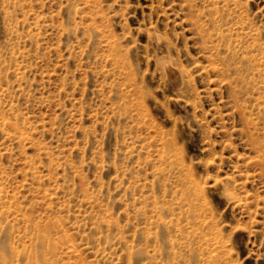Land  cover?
Here are the masks:
<instances>
[{"label": "rangeland", "instance_id": "1", "mask_svg": "<svg viewBox=\"0 0 264 264\" xmlns=\"http://www.w3.org/2000/svg\"><path fill=\"white\" fill-rule=\"evenodd\" d=\"M0 264H264V0H0Z\"/></svg>", "mask_w": 264, "mask_h": 264}, {"label": "bare ground", "instance_id": "2", "mask_svg": "<svg viewBox=\"0 0 264 264\" xmlns=\"http://www.w3.org/2000/svg\"><path fill=\"white\" fill-rule=\"evenodd\" d=\"M160 69L161 74L168 77L173 85H175L180 90L184 79L182 69H180V67L172 60L164 61L161 64Z\"/></svg>", "mask_w": 264, "mask_h": 264}]
</instances>
